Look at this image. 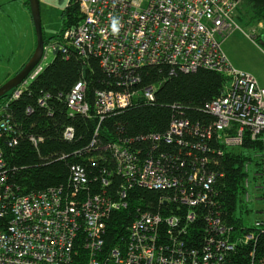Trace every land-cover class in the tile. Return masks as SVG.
I'll return each instance as SVG.
<instances>
[{
	"label": "built area",
	"instance_id": "built-area-1",
	"mask_svg": "<svg viewBox=\"0 0 264 264\" xmlns=\"http://www.w3.org/2000/svg\"><path fill=\"white\" fill-rule=\"evenodd\" d=\"M77 1L82 19L77 25L66 28L60 38L46 44L43 56L49 47L58 48L64 54L71 47L83 57L99 56L105 69L115 74H130L136 68L160 63L170 65L172 72L176 68L185 73L198 68L219 72L226 81L220 96L211 105L217 117L214 131L218 153L223 155L226 147H241L245 138L260 142L264 147V87L252 73L235 67L223 48V40L240 27L235 16L243 0ZM113 17L119 18L118 34H113L111 29ZM249 36L252 38L253 34ZM43 70L39 63L13 90L6 107L11 100L19 98ZM161 85L163 83L151 84L138 90H99L94 112L103 117L128 107L139 95L153 100ZM85 89L86 83L81 80L68 95L71 113L91 115ZM11 118V114L6 113L0 119V135L14 134ZM184 128L182 123L174 122L171 133L182 135ZM68 132L72 134L73 130L69 128ZM171 133L167 136L169 140ZM112 148L115 165L105 170L99 191L91 195L87 192L89 180L82 167L74 169L69 188L61 185L20 194L11 182L8 163L0 148V264H227L230 251L256 237V232L238 234L233 227H223L220 247L214 249L212 257L206 254L200 259L195 249L190 258L185 251L180 252L181 248L174 250L176 254L166 253L165 247L158 243L156 231L160 224L167 222L173 238L176 230L186 228L196 216L188 210L182 220V205L194 204L185 193L180 201L172 195L162 196L163 205H177L176 210H168L169 214H151L137 207L127 245L103 250L105 216L129 207L131 189L147 187L171 191L179 185L159 162L141 156L129 138L114 142ZM258 158H264V148ZM242 169L246 173L242 199L248 205L253 189L264 186L258 180L252 189V181L261 176L253 162H245ZM112 174L122 178L113 195L106 190ZM263 225L264 219L255 222L256 227ZM180 245L184 247V242ZM177 253L180 263L175 259Z\"/></svg>",
	"mask_w": 264,
	"mask_h": 264
},
{
	"label": "trees",
	"instance_id": "trees-1",
	"mask_svg": "<svg viewBox=\"0 0 264 264\" xmlns=\"http://www.w3.org/2000/svg\"><path fill=\"white\" fill-rule=\"evenodd\" d=\"M26 3L30 7L29 0ZM239 7L247 23L264 22V0H243ZM241 17L240 14V20ZM62 18L63 26L58 35L46 38L44 34L46 44L60 38L66 28L77 25L82 19L77 0H69ZM253 32L252 39L258 36L256 30ZM262 33L264 30L259 36ZM81 80L86 83L84 95L91 105L90 116L71 113L68 108V95ZM225 81L223 74L211 69L198 68L185 73L176 68L172 72L167 63L142 66L130 74H115L105 69L97 55L83 57L71 47L66 54L59 50L53 62L30 82L19 98L11 100L8 107L5 104L13 90L0 97V119L6 113L12 116L14 134L0 135V148L8 163L11 182L23 195L61 185L69 188L74 169L82 167L89 180L87 192L91 195L99 191L105 170L115 165L112 144L129 138L141 156L159 162L179 185L171 191L147 187L131 189L129 207L105 216L103 250L127 245L137 207L151 214H169L168 210H176L177 205H163L162 196L172 195L180 201L186 193L194 204L182 205V220L188 210L196 216L186 228L176 230L173 238L167 222L160 224L156 231L158 243L165 247L166 253L176 254L174 250L181 248L180 252L185 251L190 258L195 249L200 259L206 254L212 257L223 238L220 229L233 227L238 234L256 232V237L230 251L227 264H264V225H245L238 213L248 206L242 199L246 174L243 165L253 162L254 169L261 175L257 179L264 181V158H258L264 147L260 142L245 138L241 147H226L223 155L218 153L214 131L217 117L211 105L220 96ZM160 83L163 85L153 100L139 95L128 107L103 117L94 112L99 90H138V87ZM174 122L184 125L182 135L171 133ZM69 128L72 134L67 133ZM170 133L171 140L167 138ZM121 181V176L112 174L107 192L115 194ZM182 242L184 247L180 245ZM175 257L180 263L179 253Z\"/></svg>",
	"mask_w": 264,
	"mask_h": 264
},
{
	"label": "rangeland",
	"instance_id": "rangeland-1",
	"mask_svg": "<svg viewBox=\"0 0 264 264\" xmlns=\"http://www.w3.org/2000/svg\"><path fill=\"white\" fill-rule=\"evenodd\" d=\"M23 0H0V85L12 78L23 61L27 59L28 45H30V31L33 34V51L36 48V33L34 22L30 28V18L32 16L30 7L24 3L30 11L29 15L22 8ZM27 2V0H25ZM69 0H40L42 23L46 38H51L59 34L63 26L62 12L68 5ZM241 14V20L239 19ZM239 28H236L223 40V48L231 60L232 64L241 70L252 72L264 84V22L249 24L243 17V10L239 7L235 16ZM33 20V19H32ZM247 20V19H246ZM29 22V24H28ZM258 36L251 38L249 35ZM54 40V39H53ZM52 41V40H51ZM55 58L54 49L49 47L46 55L40 61L45 68L53 62ZM258 180H261L258 182ZM262 183V179L252 181L253 187L256 183ZM253 198L248 206L239 209L238 213L243 218L244 224L254 226L259 219H264V189H253ZM247 208L249 211L247 212Z\"/></svg>",
	"mask_w": 264,
	"mask_h": 264
},
{
	"label": "water",
	"instance_id": "water-1",
	"mask_svg": "<svg viewBox=\"0 0 264 264\" xmlns=\"http://www.w3.org/2000/svg\"><path fill=\"white\" fill-rule=\"evenodd\" d=\"M29 5L36 33V48L23 68L4 84L0 85V97L19 87L26 80L31 71L40 63L44 55L46 43L42 23L40 0H29ZM58 51V48L54 49L55 54H57Z\"/></svg>",
	"mask_w": 264,
	"mask_h": 264
},
{
	"label": "crops",
	"instance_id": "crops-1",
	"mask_svg": "<svg viewBox=\"0 0 264 264\" xmlns=\"http://www.w3.org/2000/svg\"><path fill=\"white\" fill-rule=\"evenodd\" d=\"M24 3H26L25 2V0H23L22 1V8L24 9V10H26V13H28V15H29V13H30V11L26 8V6H25V4ZM32 16H31V18H30V28H29V31L31 30V27H32ZM28 24H29V22H28ZM30 45H28V52H26L27 54H28V57H27V59H25L24 61H23V63H22V65L20 66V68L29 60V58L32 56V54H33V47L35 46H33V44H34V38H33V34H31V31H30ZM35 41H36V38H35ZM231 61V60H230ZM19 68V69H20ZM18 69V70H19ZM245 70V69H244ZM246 71H248V70H246ZM248 72H250V71H248ZM250 73H252V72H250ZM253 74V73H252ZM254 75V74H253ZM255 76V75H254ZM256 78H257V76H255ZM258 79V78H257ZM258 81H259V83L264 87V84L258 79Z\"/></svg>",
	"mask_w": 264,
	"mask_h": 264
},
{
	"label": "clouds",
	"instance_id": "clouds-1",
	"mask_svg": "<svg viewBox=\"0 0 264 264\" xmlns=\"http://www.w3.org/2000/svg\"><path fill=\"white\" fill-rule=\"evenodd\" d=\"M111 29L113 34H118L119 31V18L113 17L111 19Z\"/></svg>",
	"mask_w": 264,
	"mask_h": 264
},
{
	"label": "bare ground",
	"instance_id": "bare-ground-1",
	"mask_svg": "<svg viewBox=\"0 0 264 264\" xmlns=\"http://www.w3.org/2000/svg\"><path fill=\"white\" fill-rule=\"evenodd\" d=\"M210 70V69H209Z\"/></svg>",
	"mask_w": 264,
	"mask_h": 264
}]
</instances>
